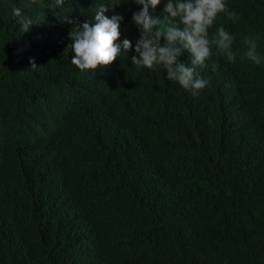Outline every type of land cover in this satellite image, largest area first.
Masks as SVG:
<instances>
[{
	"label": "trees",
	"instance_id": "obj_1",
	"mask_svg": "<svg viewBox=\"0 0 264 264\" xmlns=\"http://www.w3.org/2000/svg\"><path fill=\"white\" fill-rule=\"evenodd\" d=\"M26 2L0 0V264H264V63L244 45L264 61V0H227L238 19L209 33L236 61L213 46L195 96L131 63L142 5L40 0L22 33ZM166 2L149 9L161 28ZM100 4L133 50L81 71L69 33Z\"/></svg>",
	"mask_w": 264,
	"mask_h": 264
},
{
	"label": "clouds",
	"instance_id": "obj_2",
	"mask_svg": "<svg viewBox=\"0 0 264 264\" xmlns=\"http://www.w3.org/2000/svg\"><path fill=\"white\" fill-rule=\"evenodd\" d=\"M142 5L140 11L133 13V21L138 27L140 36L134 47L136 55L131 56V63L150 71L166 70L167 78L177 82L185 90L197 95L198 91L208 85V81L199 76L197 68L206 66L211 59L215 46L216 55L224 56L229 62L235 63L236 56L232 50L233 37L221 25L210 38L211 29L221 15L235 21L238 13L229 9L227 0H167L164 7V19L169 21L164 28L159 27L160 16L153 17L149 9L155 10L161 0H132ZM40 0H27L23 8L13 7L12 15L20 26L22 33L30 31L34 25L32 19L24 14V9H31ZM66 0H55L57 8L63 7ZM115 11L108 4H100L94 17L83 23H75L69 33L70 45L75 55L71 63L79 70L107 68L121 55L133 50V43L124 39L121 43V27L124 17L120 14L108 15ZM61 19V18H60ZM62 22L73 24L70 16ZM166 41L161 45V40ZM246 56L256 65L264 63L257 53L258 43L255 37L245 38ZM190 54V64L182 61L184 53ZM32 68L35 61L32 60Z\"/></svg>",
	"mask_w": 264,
	"mask_h": 264
}]
</instances>
